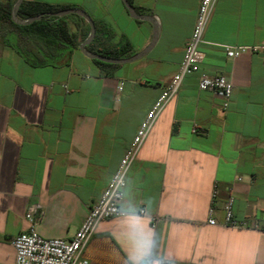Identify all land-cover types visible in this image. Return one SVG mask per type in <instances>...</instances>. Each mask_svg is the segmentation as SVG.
Instances as JSON below:
<instances>
[{
	"label": "crops",
	"instance_id": "1",
	"mask_svg": "<svg viewBox=\"0 0 264 264\" xmlns=\"http://www.w3.org/2000/svg\"><path fill=\"white\" fill-rule=\"evenodd\" d=\"M38 1L79 5L142 55L106 73L78 45L34 66L0 38V264H15L11 241L31 205L39 234L75 235L178 70L200 3L132 0L152 22L124 0ZM204 39L200 71L184 77L128 171L126 213L99 222L83 249L90 264H264V230L208 223L217 184L218 220L233 195L236 217L264 227V54L230 59L223 47L264 44V0H215ZM201 72L232 79L227 108L198 87Z\"/></svg>",
	"mask_w": 264,
	"mask_h": 264
},
{
	"label": "built area",
	"instance_id": "2",
	"mask_svg": "<svg viewBox=\"0 0 264 264\" xmlns=\"http://www.w3.org/2000/svg\"><path fill=\"white\" fill-rule=\"evenodd\" d=\"M215 0H200L194 29L185 45L183 59L171 81L162 87V91L145 118L140 123L131 144L125 150L120 163L102 191L100 198L90 206L75 235L71 238L45 237L38 233L37 225L42 213L37 205H31L26 213L29 222L27 230L15 236L11 244L15 249V264H90L82 256V251L93 235L97 225L102 220L124 215L121 207L127 174L132 164L137 160L141 147L155 124L159 114L169 100L177 94L185 76L200 71L205 59V52L200 45L205 42L204 32L213 10ZM228 58L233 59L240 54L261 52L264 54V44L236 45L223 44ZM198 87L201 90H213L223 97V106L227 108L233 93V81L224 74L211 75L206 72L199 73ZM197 131V127L193 128ZM241 179V177H239ZM219 186L215 184L211 193V206L209 208L208 223L233 229L264 230L257 222L239 219L234 213L235 198L229 195L223 203L224 217L216 218V205L219 195ZM144 213V210L140 211ZM146 264H171L168 261L148 260Z\"/></svg>",
	"mask_w": 264,
	"mask_h": 264
},
{
	"label": "trees",
	"instance_id": "3",
	"mask_svg": "<svg viewBox=\"0 0 264 264\" xmlns=\"http://www.w3.org/2000/svg\"><path fill=\"white\" fill-rule=\"evenodd\" d=\"M133 5V1L129 0ZM15 0H0V38L12 46L31 65L52 63L65 50H71L84 41L90 33V24L76 13L62 17L50 16L35 19L29 23H20L13 18ZM80 8L76 4H55L43 1L23 0L17 11L21 20L32 16L56 12L62 9ZM95 35L86 48L94 53L111 57L126 58L134 50L128 41L114 42L115 31L105 22L93 19ZM93 60L106 72L117 63Z\"/></svg>",
	"mask_w": 264,
	"mask_h": 264
},
{
	"label": "water",
	"instance_id": "4",
	"mask_svg": "<svg viewBox=\"0 0 264 264\" xmlns=\"http://www.w3.org/2000/svg\"><path fill=\"white\" fill-rule=\"evenodd\" d=\"M22 1L23 0H17L13 6V18L17 22H20V23H29L35 19H41L42 17H50V16L62 17V16H65L67 14H70V13H76V14H79L80 16L84 17L87 20V22L90 24L91 29H90V33H89L88 37L80 44V47L83 49L84 53L86 55H88L89 57L97 58V59H100V60H103L106 62L121 63V62H126V61L136 59L137 57L142 55L141 53H139V54H135V55H132V56L126 57V58H111V57H106V56H103V55L89 51L85 46L87 43H89L91 41V39L95 35V24H94L93 18L82 8L62 9V10H59L56 12H48L46 14H40V15L32 16L28 19L21 20L18 18L17 11H18L19 6H20ZM124 2H125L126 6L128 7V9L130 10V12L133 16L146 18V19L151 20L153 22V20L151 19V15L139 14L135 10L134 6L129 2V0H124Z\"/></svg>",
	"mask_w": 264,
	"mask_h": 264
}]
</instances>
